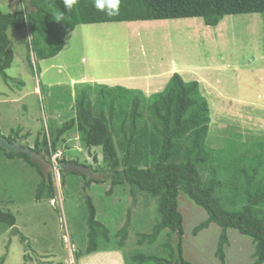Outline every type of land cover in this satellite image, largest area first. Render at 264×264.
I'll return each instance as SVG.
<instances>
[{
    "label": "rangeland",
    "instance_id": "obj_1",
    "mask_svg": "<svg viewBox=\"0 0 264 264\" xmlns=\"http://www.w3.org/2000/svg\"><path fill=\"white\" fill-rule=\"evenodd\" d=\"M22 4L23 0H0V10L12 13ZM7 36L13 60L5 71L9 81L0 77V134L17 136L23 146L32 148L47 125L73 117L74 99L82 88H90L93 102L98 85L70 87L71 80L87 77L113 85L122 76L168 73L171 68L184 81H197L208 102V147L242 153L251 145L264 143V13L226 15L216 26H206L199 17L77 25L65 36L56 56L38 61L31 54L32 67L26 60L30 32L8 28ZM259 152L257 147L246 158ZM53 158L57 165L61 159L76 161L90 167L92 177L104 178L99 171L103 167L100 147L81 145L75 129L59 138L46 157L48 161ZM246 158L241 159V166L246 165ZM49 173L55 194L38 201L35 189L41 178L35 168L0 151V209L11 212L16 220L13 228L0 224L3 264H126L135 251L164 255L160 245L167 230L151 245L137 244L140 235L157 221L156 198L131 194L126 185L115 186L108 193L109 180L92 183L86 193L96 208V219L110 230V241L101 243L97 252L85 254L82 176L67 172L62 179L58 169ZM202 176L205 179L208 173ZM177 202L183 217L184 259L191 264H222L215 256L221 228L210 223L194 235L193 229L207 218L205 210L183 191ZM127 219V239L119 248L115 233ZM226 233L225 264H251V238L232 228Z\"/></svg>",
    "mask_w": 264,
    "mask_h": 264
},
{
    "label": "trees",
    "instance_id": "obj_2",
    "mask_svg": "<svg viewBox=\"0 0 264 264\" xmlns=\"http://www.w3.org/2000/svg\"><path fill=\"white\" fill-rule=\"evenodd\" d=\"M59 13L63 19L57 22L54 15ZM251 13H264V0H120L119 14L114 16L98 11L93 0H79L71 10L62 0H23L22 7L12 13L0 10V77L9 81L5 71L13 60L8 28L30 32L26 60L32 67L31 54L38 61L56 56L64 46V36L79 24L199 17L206 26H216L226 15ZM98 88L93 102L90 88H82L74 99V116L61 124L47 125L46 133L40 139L38 134L32 147L49 157L59 138L75 129L81 145L101 149L103 167L99 171L104 178L81 175L86 209L84 253L97 252L101 243L110 241V230L96 219V208L86 193L92 183L109 180L108 193L115 186L126 185L131 194L156 198L157 221L149 232L140 235L138 245L153 244L167 230L160 245L164 255L135 251L126 264H191L182 253L183 217L177 202L180 191L207 214L193 229L194 235L210 223L221 228L215 256L222 264L228 243L226 231L230 228L251 238V264H264V143L251 145L242 153L208 147V102L197 81H184L177 73L161 91L148 97L140 90L120 86L101 84ZM16 137L6 138L11 142ZM257 147L260 152L246 158ZM0 151L8 158H22L35 168L41 178L35 189L36 200L53 198L55 190L49 172L44 175L38 164L23 153H7L1 147ZM241 157L246 158L245 166L240 165ZM66 162L77 163L61 159L59 164ZM59 171L63 179L65 173ZM204 172L208 173L205 179ZM15 221L11 212L0 209V224L13 228ZM128 226L129 219L115 233L119 248L125 244ZM21 238L24 239L22 235ZM3 262L2 257L0 264Z\"/></svg>",
    "mask_w": 264,
    "mask_h": 264
},
{
    "label": "crops",
    "instance_id": "obj_3",
    "mask_svg": "<svg viewBox=\"0 0 264 264\" xmlns=\"http://www.w3.org/2000/svg\"><path fill=\"white\" fill-rule=\"evenodd\" d=\"M155 21H158V20H155ZM130 22H135V21H130ZM79 25H82V24H79ZM65 36H64V38H65ZM173 73H177V72H175V70L173 68H171L168 71V73L159 72V73H155V74L152 73V74L143 75V76H139V75L138 76H125V77L122 76V77H119L117 79H114V81L112 82L113 85H108V84H104V85H107L109 87L120 86V87L127 88V89L140 90L146 97H148V96H150V95H148V93H151V92L156 91V90H162L164 88L163 85L165 86L167 84L168 80L170 79V77L172 76ZM177 74H179V73H177ZM78 83H79V85H81V84L101 85L102 84V83L92 82V80L88 79L87 77H82L78 81L71 80L69 82L70 87H71V85H76ZM155 83H160V85L155 87L154 86ZM160 88H162V89H160ZM35 89H39V88L36 87Z\"/></svg>",
    "mask_w": 264,
    "mask_h": 264
},
{
    "label": "water",
    "instance_id": "obj_4",
    "mask_svg": "<svg viewBox=\"0 0 264 264\" xmlns=\"http://www.w3.org/2000/svg\"><path fill=\"white\" fill-rule=\"evenodd\" d=\"M0 147L7 153H23L27 155L31 162L38 164L41 172L44 175H47V173L52 170V164L46 159L44 152L38 153L28 146L21 145L19 138H16L10 142L6 137L0 134ZM58 167L63 173L72 172L80 175L83 174L89 178H93L92 169L78 163H60Z\"/></svg>",
    "mask_w": 264,
    "mask_h": 264
},
{
    "label": "clouds",
    "instance_id": "obj_5",
    "mask_svg": "<svg viewBox=\"0 0 264 264\" xmlns=\"http://www.w3.org/2000/svg\"><path fill=\"white\" fill-rule=\"evenodd\" d=\"M79 0H62L63 5L67 10H71L77 5ZM94 7L101 12H104L108 16H114L119 14L120 0H93ZM54 19L59 22L63 19L61 13L55 14Z\"/></svg>",
    "mask_w": 264,
    "mask_h": 264
},
{
    "label": "built area",
    "instance_id": "obj_6",
    "mask_svg": "<svg viewBox=\"0 0 264 264\" xmlns=\"http://www.w3.org/2000/svg\"><path fill=\"white\" fill-rule=\"evenodd\" d=\"M50 162H51V164H52V169H53V170H55V171H56L57 169L60 170L59 167H58L59 164L57 165L56 158H53L52 160H50ZM56 165H57V167H56Z\"/></svg>",
    "mask_w": 264,
    "mask_h": 264
},
{
    "label": "bare ground",
    "instance_id": "obj_7",
    "mask_svg": "<svg viewBox=\"0 0 264 264\" xmlns=\"http://www.w3.org/2000/svg\"><path fill=\"white\" fill-rule=\"evenodd\" d=\"M35 91L38 92L37 89H35Z\"/></svg>",
    "mask_w": 264,
    "mask_h": 264
}]
</instances>
